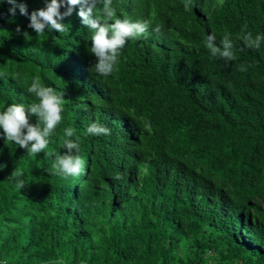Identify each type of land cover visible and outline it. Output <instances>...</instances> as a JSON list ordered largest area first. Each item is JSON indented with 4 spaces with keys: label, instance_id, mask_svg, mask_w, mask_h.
I'll use <instances>...</instances> for the list:
<instances>
[{
    "label": "trees",
    "instance_id": "obj_1",
    "mask_svg": "<svg viewBox=\"0 0 264 264\" xmlns=\"http://www.w3.org/2000/svg\"><path fill=\"white\" fill-rule=\"evenodd\" d=\"M184 4L112 0L110 22L148 27L102 77L80 5L63 33L37 35L27 25L46 0H16L15 16L0 0V111L37 103L34 79L63 96L44 152L0 129V264H264V40L240 39L264 36V0ZM212 33L230 34L234 61L211 56ZM93 123L111 134L87 135ZM69 127L85 168L65 178L51 173Z\"/></svg>",
    "mask_w": 264,
    "mask_h": 264
},
{
    "label": "clouds",
    "instance_id": "obj_2",
    "mask_svg": "<svg viewBox=\"0 0 264 264\" xmlns=\"http://www.w3.org/2000/svg\"><path fill=\"white\" fill-rule=\"evenodd\" d=\"M12 5L9 13L15 16L16 0H7ZM97 3L102 4V12L97 15L95 12ZM80 5L77 15L83 25L91 30L90 53L96 57L97 62L92 65L91 70L102 77H107L115 70L120 49H122L129 39L140 37L148 27V22L129 21L128 19H116L110 22L115 15L112 7V0H46V6L34 10L30 14V22L27 27L31 28L37 35L45 32L46 29H55L63 33L65 24L62 22L65 17L71 16L75 6ZM191 0H185V10H190ZM65 11L61 12V8ZM22 15L28 16L27 6L19 5ZM101 16L103 19H101ZM155 32L161 31V26L157 25ZM16 31L20 32L19 25ZM240 39L248 48L259 49L264 36L257 34L254 38L251 33H244ZM206 47L214 58L223 59L225 62L234 61L232 48L233 43L230 34H225L216 43V35L209 34L206 38ZM238 70L247 71L243 64L238 66ZM27 92L35 96L37 103H32L27 109L22 104H10L3 111H0V129L3 130L5 141L15 143L26 149L30 154L36 155L44 152L48 146V137L54 132L62 120L63 96L57 95L53 88L42 86L38 79H34L27 88ZM37 118L36 123H30V117ZM87 135L100 136L110 135V129L93 123L86 129ZM65 139L63 141V154L55 157L52 165V173L62 177L79 176L85 168V161L78 154L79 143L70 139L75 135L73 128L64 130ZM16 182L17 188L21 189L25 183L22 173L14 171L11 174ZM117 176L115 179H119Z\"/></svg>",
    "mask_w": 264,
    "mask_h": 264
}]
</instances>
